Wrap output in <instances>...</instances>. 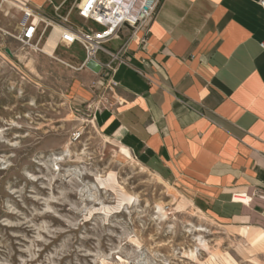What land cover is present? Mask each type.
<instances>
[{
    "label": "rangeland",
    "instance_id": "obj_1",
    "mask_svg": "<svg viewBox=\"0 0 264 264\" xmlns=\"http://www.w3.org/2000/svg\"><path fill=\"white\" fill-rule=\"evenodd\" d=\"M9 11L11 30L21 15ZM68 20L101 31L74 10ZM83 59L77 44L49 55L0 38V264H264L245 227L199 212L156 164L100 135L78 93L97 102L109 89Z\"/></svg>",
    "mask_w": 264,
    "mask_h": 264
},
{
    "label": "crops",
    "instance_id": "obj_2",
    "mask_svg": "<svg viewBox=\"0 0 264 264\" xmlns=\"http://www.w3.org/2000/svg\"><path fill=\"white\" fill-rule=\"evenodd\" d=\"M114 41L120 62L97 82L117 84L95 115L100 135L215 222L264 230V0H162L144 46L127 30Z\"/></svg>",
    "mask_w": 264,
    "mask_h": 264
},
{
    "label": "built area",
    "instance_id": "obj_3",
    "mask_svg": "<svg viewBox=\"0 0 264 264\" xmlns=\"http://www.w3.org/2000/svg\"><path fill=\"white\" fill-rule=\"evenodd\" d=\"M162 0H75L70 10L62 15L61 5L53 7V17L44 12L43 7L35 8L26 0H0V38L18 42L22 48L35 53H41L44 42L50 33L58 29V45L70 47L79 45L83 49L84 59L80 69H86L85 63L94 60L98 64L97 55L103 53L108 57V63L100 64L101 69L114 72V65L120 62L123 48L116 52L108 51L105 46L119 37L120 32L127 30L135 37L141 46L147 42L150 33V23L154 19ZM15 9L20 18L13 32L6 25L10 19V11ZM75 11L79 18L101 28L81 29L69 22V16ZM117 84L110 82L106 87L109 92ZM105 89V90H106ZM108 93L98 96L95 104L89 105L90 120L95 125V115L108 106Z\"/></svg>",
    "mask_w": 264,
    "mask_h": 264
},
{
    "label": "bare ground",
    "instance_id": "obj_4",
    "mask_svg": "<svg viewBox=\"0 0 264 264\" xmlns=\"http://www.w3.org/2000/svg\"><path fill=\"white\" fill-rule=\"evenodd\" d=\"M56 34H58V29L55 28L50 33V35H49V37H48V39H47V41H46V43H45V45H44V47L42 49L43 53L50 55L54 51V49L56 47V40H55V35ZM122 150H123L124 155L126 156L127 150H125L123 148H122ZM119 156L124 157L121 154ZM129 156H130V154H129ZM157 180H158V182L165 184L163 182V180L160 177H158V176H157ZM173 197H174V200H175L176 199L175 195H173ZM241 202L246 203L247 200L242 199ZM159 209L161 210L160 206H159ZM251 228H253V227H251ZM242 233L244 234V236L247 239V241L250 242V245L252 246V248H260V247L262 248V246L264 245V230L247 228V229H244Z\"/></svg>",
    "mask_w": 264,
    "mask_h": 264
},
{
    "label": "water",
    "instance_id": "obj_5",
    "mask_svg": "<svg viewBox=\"0 0 264 264\" xmlns=\"http://www.w3.org/2000/svg\"><path fill=\"white\" fill-rule=\"evenodd\" d=\"M6 53H9L8 50H6ZM85 68L92 72L93 74H100L101 72V66L100 64H98L96 61L94 60H88L86 63H85Z\"/></svg>",
    "mask_w": 264,
    "mask_h": 264
}]
</instances>
